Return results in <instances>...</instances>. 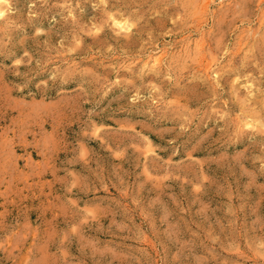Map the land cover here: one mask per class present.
I'll list each match as a JSON object with an SVG mask.
<instances>
[{
	"label": "rangeland",
	"instance_id": "1",
	"mask_svg": "<svg viewBox=\"0 0 264 264\" xmlns=\"http://www.w3.org/2000/svg\"><path fill=\"white\" fill-rule=\"evenodd\" d=\"M0 264H264V0H0Z\"/></svg>",
	"mask_w": 264,
	"mask_h": 264
},
{
	"label": "bare ground",
	"instance_id": "2",
	"mask_svg": "<svg viewBox=\"0 0 264 264\" xmlns=\"http://www.w3.org/2000/svg\"><path fill=\"white\" fill-rule=\"evenodd\" d=\"M119 21V20H118ZM122 21V20H121ZM118 24H121V22L120 23H118ZM126 24H127V22H125L123 25H122V27H125L126 26Z\"/></svg>",
	"mask_w": 264,
	"mask_h": 264
}]
</instances>
